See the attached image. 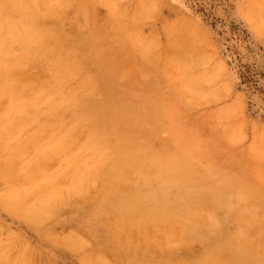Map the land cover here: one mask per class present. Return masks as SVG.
<instances>
[{
  "label": "bare ground",
  "instance_id": "1",
  "mask_svg": "<svg viewBox=\"0 0 264 264\" xmlns=\"http://www.w3.org/2000/svg\"><path fill=\"white\" fill-rule=\"evenodd\" d=\"M159 4L0 0V204L39 226L83 196L87 207L76 211L87 232L50 234L80 264H264L256 148L230 160L208 143L205 121L188 117L196 99L188 91L208 83L193 71L208 31L169 7L164 36L145 39ZM240 7L264 36V0ZM7 236L0 233V264H33L28 242Z\"/></svg>",
  "mask_w": 264,
  "mask_h": 264
},
{
  "label": "rangeland",
  "instance_id": "2",
  "mask_svg": "<svg viewBox=\"0 0 264 264\" xmlns=\"http://www.w3.org/2000/svg\"><path fill=\"white\" fill-rule=\"evenodd\" d=\"M53 1L57 3V0H53ZM119 1L123 5L124 4L131 5L136 0H119ZM241 1L242 0H160V4L158 6L156 5L158 8L157 7L155 8L159 12H157L154 15H150L146 17L143 35L145 39H148L150 35L156 31L159 33V35L164 36L163 35L165 31L164 23H166L167 20L163 17L162 13L164 9H168L169 7L174 8L173 9L174 14L177 17H179L181 14L183 16L185 14H188L190 15L191 20L193 22L198 21V23H200L202 27L206 26L207 29L206 28L204 29L208 31L207 33L209 38L205 39V37H203L205 40L201 38L202 42H200V40L197 41L199 45L196 43V46L198 50H200L199 52L201 53V55L202 54L205 55L206 52L207 54L205 56L206 57L208 56V58L210 56V59L204 60L206 57L203 56L201 60L204 61L205 63L202 61L200 62V60H197L198 63L195 62L196 65L194 67V69L195 68L196 69L193 71H195L196 75L201 78L200 83L201 82L204 83V81H202V78L205 81L206 78H208L207 79L208 83L207 82H205L204 84L201 83L202 85H200V87H197L196 90L188 91L189 96L192 97L194 96L193 98L196 99L198 98L197 100L195 99L196 103L194 102V104L191 107L186 109L188 117L189 118L192 117L191 119H196V120L202 119L203 122L205 121L204 122V124L206 123L205 132H207L206 137L208 135V137L206 138L208 143H211L212 145L213 142V145H215L217 148L216 152L218 153L220 152L219 153L220 155L231 156V158H229L230 160H233L234 159L233 157L235 156L237 157V155H241V154L243 155L244 153H248V152L249 154L251 152L254 153L253 148L256 149L260 148L257 151L255 149V153H256L255 155L258 162L260 163L258 164L259 167L261 168V173L264 174V146H263L264 145V36L257 34L256 31L253 29L251 23L245 18L240 7ZM42 10L43 9H41L40 12ZM181 11L183 12L181 13ZM38 17H39V21H42L44 24H49L50 21L52 20L51 16H45L42 14L38 15ZM187 17L189 18V16ZM209 30L211 33L209 32ZM198 39H200V36H198ZM210 39H212L213 41L211 40L209 42ZM164 40L165 39H163V41ZM203 50L204 53H202ZM206 50H208L209 53ZM194 52H197L196 48H194ZM211 56H213L212 59ZM199 63H201V65ZM202 63L205 65H202ZM204 66H206L208 69ZM200 69H202V71H200ZM196 71L199 72L197 73ZM214 71L216 73H213ZM200 72L202 73L199 74ZM203 73L206 74L204 75ZM210 75H212V77H210ZM211 78H213V80L217 84H214L215 82L211 80ZM210 80L211 82H209ZM209 83L210 86H208ZM213 85H220V86H216L217 87L216 90L215 89L216 87ZM204 86L205 89L207 87H211L212 89L207 88V90H205ZM218 89L221 90L220 93H218L219 92ZM212 90L214 91L212 92ZM195 92H197V94H194ZM192 93L194 95H192ZM202 94L207 95L208 97L207 96L204 97ZM241 96L244 101L243 107L242 105H239V103H236L237 99L240 98ZM219 110L220 111L223 110L219 112L220 115L218 113ZM232 111L234 112L232 113ZM202 114H204L205 117L204 115L202 116ZM209 115L210 118H208ZM215 115H219V117ZM213 127L214 129H212ZM209 129L212 131H210ZM227 130L232 131L234 134L238 132L240 136H237L238 135L237 133V135H232L230 137L232 133ZM226 131L229 132L228 134L230 138L235 136L234 137L235 140H233L232 138V141L230 142L231 139L228 137V134L226 135L225 133ZM166 133L167 132H165V134ZM212 134L214 135V138ZM215 134L218 135L215 136ZM84 138L85 135L84 134L81 135L80 139L83 140ZM25 141L26 139H23L22 142L25 143ZM256 145H258L259 147H257ZM250 146L251 148H249ZM28 150L30 154L33 153V148L28 147ZM56 159L52 161L51 164L52 167H55V165L58 164L59 159L55 161ZM233 164L234 163L231 162L230 166L232 167ZM260 177L264 182V176H260ZM4 187L6 188L5 179L3 177H0V189L4 190L5 189ZM94 192L95 189L93 188L87 193V195L89 196ZM75 197L71 205L70 204L64 205L58 211L60 213L57 212V214L54 215V217L48 219L47 221H44V223H42L39 226L29 222L27 218L22 217L23 215L17 212L12 213L5 206L0 204V226H2L0 228V233L2 234L3 240L4 241L8 240L7 235L11 236L13 234L16 235L18 233L21 236V238L25 239L29 244L28 256L29 258L31 257L30 260L31 263L32 261L34 262L33 264H38V263L50 264L51 262H53L51 264L54 263L80 264L78 254L71 251L64 245L55 242L51 237L56 235H63L65 233L68 234L69 232H71L70 228L71 230L77 228V230H82L87 232V225L82 221L81 214H79L76 211L78 207L81 209L87 207V202L84 201L85 199L83 198V196H75ZM81 201L84 203H82ZM9 227L11 228V231ZM5 229H7V231ZM16 229L18 230L17 233H16ZM12 230L14 231V233L12 232ZM98 230L99 233L100 232L105 233V229L101 225L99 226ZM9 232H12L13 234L12 233L9 234ZM193 245L195 248H198L199 242L194 241ZM100 246H102V244ZM42 261L44 263H42ZM118 263L127 264L122 259H118V261L116 260V264Z\"/></svg>",
  "mask_w": 264,
  "mask_h": 264
}]
</instances>
